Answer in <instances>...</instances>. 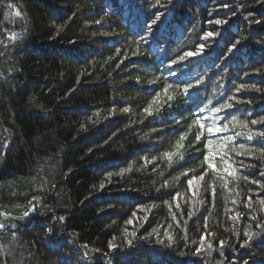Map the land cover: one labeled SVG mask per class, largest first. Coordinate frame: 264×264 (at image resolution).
I'll return each mask as SVG.
<instances>
[{
	"label": "trees",
	"instance_id": "trees-1",
	"mask_svg": "<svg viewBox=\"0 0 264 264\" xmlns=\"http://www.w3.org/2000/svg\"><path fill=\"white\" fill-rule=\"evenodd\" d=\"M262 117L264 0H3L0 264H264Z\"/></svg>",
	"mask_w": 264,
	"mask_h": 264
},
{
	"label": "snow or ice",
	"instance_id": "snow-or-ice-1",
	"mask_svg": "<svg viewBox=\"0 0 264 264\" xmlns=\"http://www.w3.org/2000/svg\"><path fill=\"white\" fill-rule=\"evenodd\" d=\"M0 3H3V0H0ZM8 8H10V9H12L13 8V5L11 4V3H8L7 5H6ZM14 14H15V16H17V17H19L21 14H20V12L19 11H14ZM159 19V16H157V20ZM152 23H155V21H153ZM215 23L216 24H221V23H223V21H219V20H217V21H215ZM148 26V29L149 30H151V27H152V25L151 24H148L147 25ZM205 35L206 36H209V35H212L211 33H205ZM239 43V41H237V44ZM236 47V45H232V47L231 48H229V52H231L232 51V49L233 48H235ZM201 49H197V53H199V51H200ZM197 53H193V52H186L185 54H184V56L183 57H181L180 59H184V58H186V57H189V56H193V55H196ZM173 63H175V61H173ZM171 85H167L166 86V88L167 87H170ZM166 90V89H165ZM185 91H187V89L185 90ZM231 107V105H228V104H225V105H223L222 107H216V108H214L213 109V111L215 112V113H217V114H219L220 112H222V111H224L225 109H228V108H230ZM147 111V110H146ZM149 114H151V113H149ZM235 124H236V126H238V127H242V128H248V123L247 122H245V121H239V122H234ZM257 123H264V117H262L261 118V120L260 121H257V120H252L251 121V124H253V125H255V124H257ZM202 127H203V125H202ZM228 129H229V124L228 123H223L222 124V126H217L215 129L213 128V127H211V126H209L208 128H207V131H208V133H213L214 131L216 132V133H224V132H227L228 131ZM237 136H240V135H243L242 133H237L236 134ZM258 135H260L262 138H264V132H261V133H259ZM184 137L183 136H181V139H183ZM247 138H248V140H252V138H253V136H252V134H249L248 136H247ZM200 139H201V136H200V134H197V136H196V140L197 141H200ZM226 140H228V141H232L233 140V137H226ZM226 148H229V145L228 144H221L220 145V151L221 152H224V150L226 149ZM239 148L240 149H243L244 151L243 152H241V151H237V149L235 148V147H232L230 150L232 151V152H235L236 153V155H244V154H251L253 151H255L254 149H250V148H247L244 144H240L239 145ZM261 151V155H264V150H260ZM165 156H169V154L168 153H165L164 154ZM221 158V161L227 166L226 167V172H227V175H231V176H235V174H236V172H235V169L234 168H231L229 165H228V159H230V157L228 158V159H225L224 158V156H221L220 157ZM204 160L205 161H208L209 160V157L207 156V155H205L204 156ZM207 167L208 168H214V165L212 164V163H208V165H207ZM206 174V170H205V172L204 173H201L200 174V176L198 177V178H194V179H203L204 178V175ZM184 175H187V172L184 174ZM194 179H189V180H187V183H188V185L191 187V185L194 183ZM245 179H247V177H245ZM253 183H256V181H253ZM226 186V185H225ZM178 195V194H177ZM213 195H214V193H213ZM176 197H173V199H175ZM200 203H203L202 201L200 202ZM261 204H264V200H261V202H260ZM29 213L26 211L25 213H24V215L25 216H27ZM239 215V213H237V216ZM189 216H191V213H189ZM62 219V218H61ZM3 227V225H0V228H2ZM209 235H211V233H208ZM133 235H134V233H133ZM245 235H249V233H245ZM200 240H201V243H203V241L205 240V236L204 235H201V237H200ZM223 243L224 242H221V247L223 246ZM243 246V245H242ZM114 247V245L110 242L109 243V248L110 249H112ZM209 248H211V245H209ZM200 249H198V251H199Z\"/></svg>",
	"mask_w": 264,
	"mask_h": 264
}]
</instances>
